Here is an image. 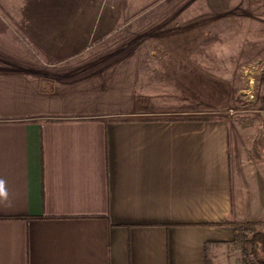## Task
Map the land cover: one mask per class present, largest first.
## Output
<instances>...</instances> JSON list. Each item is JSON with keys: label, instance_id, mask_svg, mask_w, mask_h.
<instances>
[{"label": "crops", "instance_id": "crops-1", "mask_svg": "<svg viewBox=\"0 0 264 264\" xmlns=\"http://www.w3.org/2000/svg\"><path fill=\"white\" fill-rule=\"evenodd\" d=\"M38 4L0 18V264H243L264 181L226 121L154 114L85 52L113 7Z\"/></svg>", "mask_w": 264, "mask_h": 264}, {"label": "rangeland", "instance_id": "rangeland-1", "mask_svg": "<svg viewBox=\"0 0 264 264\" xmlns=\"http://www.w3.org/2000/svg\"><path fill=\"white\" fill-rule=\"evenodd\" d=\"M44 1L47 12L73 17L83 13L85 2H95L35 0L39 14L46 11ZM64 1L75 13L62 10L60 3L68 5ZM33 3L0 0V18L12 26L15 19L33 17ZM98 3L104 9L100 18H108L107 9L114 8L115 26L99 28L110 32L92 35L85 52L119 72L114 77L121 83L135 78L137 99L154 114L226 121L234 142L247 148L249 170L264 181V0ZM126 103L127 97L120 99L119 107Z\"/></svg>", "mask_w": 264, "mask_h": 264}, {"label": "trees", "instance_id": "trees-1", "mask_svg": "<svg viewBox=\"0 0 264 264\" xmlns=\"http://www.w3.org/2000/svg\"><path fill=\"white\" fill-rule=\"evenodd\" d=\"M264 219L237 223L235 240L238 242L242 253L243 264H264ZM253 257V258H252ZM205 264H209L207 258Z\"/></svg>", "mask_w": 264, "mask_h": 264}, {"label": "clouds", "instance_id": "clouds-1", "mask_svg": "<svg viewBox=\"0 0 264 264\" xmlns=\"http://www.w3.org/2000/svg\"><path fill=\"white\" fill-rule=\"evenodd\" d=\"M0 194H3V182L0 181Z\"/></svg>", "mask_w": 264, "mask_h": 264}]
</instances>
